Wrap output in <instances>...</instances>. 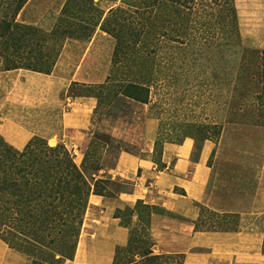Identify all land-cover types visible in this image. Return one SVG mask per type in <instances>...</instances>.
<instances>
[{"label":"rangeland","instance_id":"374dc122","mask_svg":"<svg viewBox=\"0 0 264 264\" xmlns=\"http://www.w3.org/2000/svg\"><path fill=\"white\" fill-rule=\"evenodd\" d=\"M130 1L136 5L132 3L136 0ZM140 1L143 4V0L136 2ZM12 3L14 0H0V19H8ZM263 3L264 0H161L156 9L159 23L148 26L153 19L150 13L141 29H136L140 36L134 43L131 37L135 34L129 35L126 30L121 31L123 28L114 27L109 16L111 10L118 8L126 11L124 18L132 22L133 6L128 8L123 0H67L56 24L58 35L48 41L52 50L49 59L52 60L68 37L89 40L103 32L112 41L107 80L102 85L81 89L82 93L97 99L92 134L78 148L79 153L65 147L90 185L96 168L112 167L119 152L138 149L136 144L129 145L114 133H127L137 139L147 121L156 125V150L163 142L191 139L195 156L203 141L216 144L209 164L222 174L224 181L212 184V190L228 192L234 188V180L241 179L238 189L247 191L248 177L264 184V60L241 56L244 50H255L250 46L261 45L257 36L264 28ZM141 10L143 18L146 17ZM111 28L121 32L112 34ZM24 33L23 44L27 49L32 48L37 36L32 31ZM115 35L123 42L118 48ZM131 84L146 91L136 89L139 94H135ZM127 96L138 97L142 102ZM2 140L18 152L28 143L14 147ZM157 155L153 154L154 160ZM103 186V192L111 196L125 187L112 181ZM100 187L102 184L98 183L96 189ZM0 192V214L5 216L0 224V237L13 249L26 251L30 264H59L55 262L59 256L53 257L49 250L55 229L48 230L43 247L26 244L17 231L26 234L28 241L27 237L33 234L28 232L29 225L24 229L22 222L14 223L17 214L21 218V204L17 197L6 195L7 191ZM214 196L219 198L220 193ZM151 213L170 217L158 208L140 203L133 209H116L115 217L128 229L127 243L132 240L141 250L153 243L149 232ZM237 218L236 213L201 207L195 228L233 232L237 230ZM53 222L59 223L57 219ZM60 261L68 264L70 260ZM167 264H173L172 259Z\"/></svg>","mask_w":264,"mask_h":264},{"label":"crops","instance_id":"0c3cea01","mask_svg":"<svg viewBox=\"0 0 264 264\" xmlns=\"http://www.w3.org/2000/svg\"><path fill=\"white\" fill-rule=\"evenodd\" d=\"M66 3L27 0L15 22L51 32ZM257 40L261 45L250 48L264 51V28ZM111 53L112 41L101 32L89 40L66 38L49 73L0 70V136L14 147L39 137L50 147L61 145L79 153L78 148L92 134L97 106V99L81 89L107 80ZM114 135L138 149L119 152L113 166L100 168L93 179L125 187L110 197L89 195L75 254L68 264H112L116 248L128 241V229L114 212L133 209L139 203L170 215L149 216L153 255H183V264H264V184L248 177L247 191L238 189L241 179H233L234 188L228 192L212 190V184L224 179L209 164L217 146L208 140L195 156L191 139L163 142L154 160L157 135L153 121L144 124L137 139L123 132ZM211 192L220 193L219 198ZM201 207L236 213L237 230L196 229ZM134 218L138 219L135 213ZM30 263L26 251L13 249L0 237V264Z\"/></svg>","mask_w":264,"mask_h":264},{"label":"trees","instance_id":"16d2710c","mask_svg":"<svg viewBox=\"0 0 264 264\" xmlns=\"http://www.w3.org/2000/svg\"><path fill=\"white\" fill-rule=\"evenodd\" d=\"M84 1L91 2L92 0ZM123 1L128 8L133 6L135 9L132 12L135 16L132 20L137 19L135 23L132 21L135 28L132 26V22H128L124 18V15H127L126 11L118 8L109 12V16L112 18L110 21L114 23V27L123 28L121 31L126 30L129 35L135 34L131 37L135 43L140 36V34H136V29H141L142 23L149 19L150 13L153 14V19L148 23V26L151 27L155 23H159L156 9L161 0H143V4L141 1H133L132 3L136 5H132L130 0L128 2ZM168 1L171 2L172 0ZM26 2L27 0H14V3L10 4L12 8L8 14V19H0V70L22 68L49 73L58 53L52 60L49 59L52 50L48 41L58 35V28L55 27L53 31L47 33L33 26L15 22L17 14ZM141 9L146 14L144 18ZM25 31L30 33L32 31L34 32L32 34L37 36L32 48L29 49L23 44L26 36ZM117 31L121 32L119 29L111 28L109 30L112 34H118ZM60 33L62 34V31ZM116 39V47L118 48L123 42L118 38ZM120 42L121 44H119ZM241 56L264 60V51L244 50ZM131 86L135 89V94H139L136 92L137 85L131 84ZM138 90L146 91L141 87L140 89L138 87ZM129 98L142 102L138 97ZM156 147L157 144L155 153L159 154V148L156 150ZM99 169L96 168L93 175ZM0 182H2L0 183V190L7 191L6 195L11 198L17 197L21 204V218L17 214L14 223L20 224L22 222L24 229L29 225L28 232H33L26 241V234L17 231L19 235L25 238L26 244L43 247L45 237L50 233L48 230L55 229L53 232L55 237L51 238L52 242H50L53 243L51 244L52 248L49 250L53 257L59 256L55 260L59 264L61 259L71 261L74 257L88 196L91 193L111 196L103 192V184L111 182L110 180L95 181L92 178L93 183L90 185L74 163L71 153L64 146L49 147L43 140L37 138L29 140L24 149L18 152L4 143L0 137ZM98 183L102 184L99 190L96 189ZM54 219H57L59 223L53 222ZM3 220H5V216L0 214V224ZM201 230L209 229L203 228ZM211 231L229 230L213 228ZM152 245L153 243L141 250L140 246L137 247L134 245V241L129 240L125 247H119L115 250L112 264H167V260L171 259L173 264H183V255H153L150 249Z\"/></svg>","mask_w":264,"mask_h":264}]
</instances>
